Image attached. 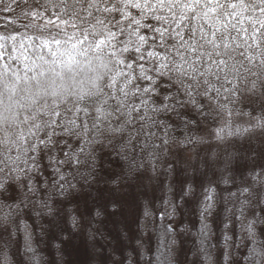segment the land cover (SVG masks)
Masks as SVG:
<instances>
[{
    "label": "snow or ice",
    "instance_id": "obj_1",
    "mask_svg": "<svg viewBox=\"0 0 264 264\" xmlns=\"http://www.w3.org/2000/svg\"><path fill=\"white\" fill-rule=\"evenodd\" d=\"M24 3L0 26V264H264V145L237 163L264 0ZM200 133L222 153L182 166Z\"/></svg>",
    "mask_w": 264,
    "mask_h": 264
},
{
    "label": "rangeland",
    "instance_id": "obj_2",
    "mask_svg": "<svg viewBox=\"0 0 264 264\" xmlns=\"http://www.w3.org/2000/svg\"><path fill=\"white\" fill-rule=\"evenodd\" d=\"M240 104H241V106L242 105H250V106L256 107L257 109L264 108V95H261L259 92H257L256 94L245 93ZM235 119L237 121L239 120V118H235ZM245 120H246V117H245ZM238 126L243 127V124L240 123V124H238ZM200 136L202 137V139H201V143L197 146V148L195 150H190V151L185 152L183 154L184 159H183L182 166L186 167L189 164L198 165L197 152L199 153L200 157H206L208 155L210 145L212 146L213 150L220 151L222 153V149L217 148L211 141H209L207 139V136L205 133H200ZM261 145H264V133L258 132L257 135L255 137H253L251 140L246 139L243 135H241L240 143L237 145L241 155L238 158L237 163H239L240 165H243L246 163V161L243 159L242 154L245 150H247L249 148V146L259 147ZM228 151L232 152V151H234V149L229 147ZM222 159H223V154H221V160ZM208 175H209V178H211L210 172L208 173ZM99 187L104 188L105 185L103 183H101L99 185ZM105 231L110 232L113 236L115 235L112 224H107L105 226ZM52 251H53L54 255L53 256H51V255L47 256L48 262L51 261L50 256H51V259L56 260L54 250H51V252Z\"/></svg>",
    "mask_w": 264,
    "mask_h": 264
},
{
    "label": "trees",
    "instance_id": "obj_3",
    "mask_svg": "<svg viewBox=\"0 0 264 264\" xmlns=\"http://www.w3.org/2000/svg\"><path fill=\"white\" fill-rule=\"evenodd\" d=\"M32 0H29V3H31ZM25 7V3L24 0H19L18 3H15V0H13V6L11 11H8V5L6 4V0H0V26H2L4 23H6L8 20H15L19 17L22 16V12L21 9H23ZM22 31V29H21ZM42 247V252L41 255L44 256V258H46L47 260V256L51 255L53 256V251L51 252L49 246L47 244H45L44 246L41 245ZM50 256V260L48 262V264H54L55 260L51 259ZM22 259L21 257L17 256V260Z\"/></svg>",
    "mask_w": 264,
    "mask_h": 264
}]
</instances>
